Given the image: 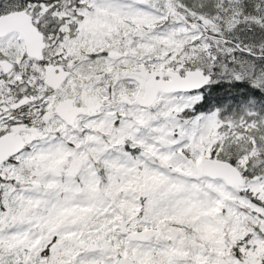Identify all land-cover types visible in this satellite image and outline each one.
Returning <instances> with one entry per match:
<instances>
[{"label": "snow or ice", "instance_id": "1", "mask_svg": "<svg viewBox=\"0 0 264 264\" xmlns=\"http://www.w3.org/2000/svg\"><path fill=\"white\" fill-rule=\"evenodd\" d=\"M0 264H264V0H0Z\"/></svg>", "mask_w": 264, "mask_h": 264}]
</instances>
